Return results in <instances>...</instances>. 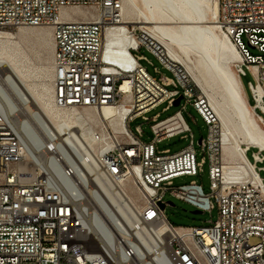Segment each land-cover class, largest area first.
<instances>
[{
    "label": "built area",
    "instance_id": "1",
    "mask_svg": "<svg viewBox=\"0 0 264 264\" xmlns=\"http://www.w3.org/2000/svg\"><path fill=\"white\" fill-rule=\"evenodd\" d=\"M122 5L123 0H0V29L51 28L56 107L124 112L119 135L92 120L88 135L81 128L59 131L45 123L40 145L29 150L0 104V264H159L163 259L264 264V148L247 146L243 164L249 172L237 168L225 175L217 117L149 29L123 22ZM73 8L87 15L71 18ZM219 24L239 54L235 66L241 81L247 72L253 78L252 102L246 96L264 130V0H219ZM107 29L127 41L120 62L103 58ZM141 47L173 76L149 74L140 62L147 58L136 53ZM180 95L182 108L190 104L208 125L200 160L193 138L176 152L157 148L178 133L193 136L181 109L162 120L153 117L150 141L141 138L140 125L135 132L130 128L159 103L174 105ZM251 148L256 149L252 160ZM206 155L211 191L196 180L176 186L177 177L201 174ZM112 195L123 211L111 202ZM167 195L202 212L217 208V219L205 226L174 225L165 214Z\"/></svg>",
    "mask_w": 264,
    "mask_h": 264
},
{
    "label": "bare ground",
    "instance_id": "2",
    "mask_svg": "<svg viewBox=\"0 0 264 264\" xmlns=\"http://www.w3.org/2000/svg\"><path fill=\"white\" fill-rule=\"evenodd\" d=\"M74 12L87 15L85 9L73 8L71 18H77ZM121 13L124 23L145 25L168 58L182 67L200 89L221 127L225 175L237 168L243 173L249 172L243 164L246 161L244 151L251 144L264 148V130L247 99L240 77L231 68L240 57L229 37L220 29L219 0H123ZM127 47L121 33L106 30L105 60L122 61ZM48 75L52 80L51 87L46 86L44 92L36 93L23 78L24 70L16 49L12 45H0V104L8 122L29 150L40 145L39 128L45 123L59 131L81 128L88 135L93 129L88 121L92 120L104 123L117 135L122 133L124 112L104 107L98 112L75 113L56 107L52 66ZM128 196L134 197L131 193ZM111 202L123 211L118 196L112 195ZM159 264L170 263L163 259Z\"/></svg>",
    "mask_w": 264,
    "mask_h": 264
},
{
    "label": "rangeland",
    "instance_id": "3",
    "mask_svg": "<svg viewBox=\"0 0 264 264\" xmlns=\"http://www.w3.org/2000/svg\"><path fill=\"white\" fill-rule=\"evenodd\" d=\"M72 11V10H71ZM77 17L83 16L80 12H74ZM3 32V36L0 37V45H12L16 52H18V58L22 69L24 70V80L27 85L36 93H42L45 91L46 86L51 87V77L48 75L49 69L52 65V54H53V36L50 27L44 26H19L14 28L0 29ZM7 35V36H5ZM3 41V42H2ZM136 52V51H134ZM256 53L255 50H252ZM139 55L145 56L147 59H141V64L146 68L147 72L157 79L160 78L161 74L167 76H173V73L162 66L157 57L151 53L145 47H141L139 51L136 52ZM151 62V63H150ZM236 63L231 66L232 70L236 71ZM155 67L159 70L157 72ZM29 70V71H28ZM26 71V72H25ZM51 80V81H49ZM253 80L251 74L247 72L246 75L242 76V84L246 91V95L250 102H252L251 91L249 88V81ZM174 86H167V89L171 90ZM168 102L164 101L159 103L154 108L150 109L145 113V118H140L130 123V128L132 131H136V126L140 125L143 135L142 139L145 141H150L153 137V132L151 125L155 122L153 117L156 116L157 120H162L168 116L173 115L178 110L181 109L182 115L187 122L190 132L178 133L170 138L162 139L157 143V148L159 150L168 149L170 152H176L187 146L193 138V146L197 152V160L201 159L203 155L201 151V146L198 140L203 136H207L208 125L205 123L200 114L196 111L194 107L187 104L186 108H182V105H172L167 107ZM264 120V113H262ZM219 138L221 127L218 123ZM255 148H251L247 152V156L252 160V152ZM261 165V163H259ZM260 175L264 176V170L260 171ZM192 180H196L202 185L205 192L211 191V179L209 176V159L206 155V162L203 166V171L199 175H184L182 177H177L174 180L175 185L186 184ZM134 196V193H131ZM136 197L138 196L135 194ZM166 200L173 202L174 204H168L165 207V214L168 220L177 226H205L210 225V221H215L218 216L217 208L213 209L211 212L204 211L194 213L196 210L193 205L187 203L179 198L167 195ZM254 241V240H253Z\"/></svg>",
    "mask_w": 264,
    "mask_h": 264
},
{
    "label": "water",
    "instance_id": "4",
    "mask_svg": "<svg viewBox=\"0 0 264 264\" xmlns=\"http://www.w3.org/2000/svg\"><path fill=\"white\" fill-rule=\"evenodd\" d=\"M181 98H182L181 95L178 96V97L176 98V100H175L174 105H179ZM137 119H140V117H138ZM198 142H199V143L201 142V138L198 140ZM170 204H174V203H173V202H170ZM161 205H162V207H164V204H161ZM193 212H194V213H198V212H202V211L199 210V209H196V210H193Z\"/></svg>",
    "mask_w": 264,
    "mask_h": 264
}]
</instances>
